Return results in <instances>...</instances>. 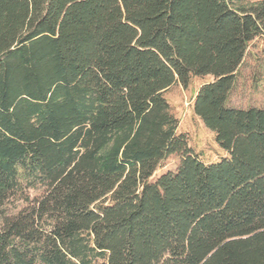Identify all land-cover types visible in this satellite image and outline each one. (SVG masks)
<instances>
[{"label":"trees","instance_id":"1","mask_svg":"<svg viewBox=\"0 0 264 264\" xmlns=\"http://www.w3.org/2000/svg\"><path fill=\"white\" fill-rule=\"evenodd\" d=\"M244 1L0 0V264H264V106L228 104L264 34ZM207 75L209 162L164 96Z\"/></svg>","mask_w":264,"mask_h":264},{"label":"rangeland","instance_id":"2","mask_svg":"<svg viewBox=\"0 0 264 264\" xmlns=\"http://www.w3.org/2000/svg\"><path fill=\"white\" fill-rule=\"evenodd\" d=\"M258 1L246 0L242 5L249 6ZM211 79L209 75L192 77L186 88L180 84H174L164 94L171 112L178 119V131L187 135L190 146L206 162L215 161L224 155L223 150L216 144L213 133L204 126L192 110L197 89L202 83ZM228 104L240 108L264 106V34L257 36L248 44L230 92ZM177 163V156H169L160 163L155 175L174 169ZM35 193L34 190L30 191L31 195ZM21 205L22 203L13 201L7 205V209L13 211Z\"/></svg>","mask_w":264,"mask_h":264}]
</instances>
